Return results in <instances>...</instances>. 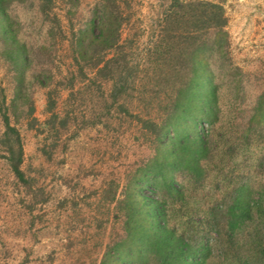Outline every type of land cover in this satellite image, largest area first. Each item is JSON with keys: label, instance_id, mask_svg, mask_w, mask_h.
Here are the masks:
<instances>
[{"label": "rangeland", "instance_id": "rangeland-1", "mask_svg": "<svg viewBox=\"0 0 264 264\" xmlns=\"http://www.w3.org/2000/svg\"><path fill=\"white\" fill-rule=\"evenodd\" d=\"M100 1L53 0L50 13L57 14L68 37L56 46L64 58L56 57L48 85H29L26 77L23 87L16 90L24 103L30 95L32 113L27 112L28 105L15 104L21 112L11 105L19 68L0 39V264H100L109 245L125 235L121 234L125 211L117 210V200L122 198L127 176L154 152L141 120L162 117L163 109L151 100L160 97L167 102L169 96V89L145 76L143 67L174 0H113L122 21L117 51H111L108 58L117 54L122 72L96 85L89 83L94 73L77 75L72 89L66 85L70 78L67 68L72 69L67 38L71 28L77 30L89 20ZM208 1L220 3L227 18L223 28L227 43L208 60L212 65L215 60L213 66L221 74L216 78L219 113L213 145L220 144V150L229 154L212 153L215 164L205 169L203 185L200 181L190 185L182 179L190 189L184 203L189 211L177 212L172 220L201 228L200 222L211 220L209 207L222 206L228 200L239 166L251 172L257 182L260 173L254 164L264 156L263 137L254 139L253 145L243 143L237 152L228 148L234 142L228 136L232 124L247 121L256 97L264 90V0ZM35 5L33 0H14L8 8L17 22L20 42L28 46L39 44V34L47 29ZM124 79L125 90L111 101L110 95ZM57 90L60 96L52 110L47 99L50 92L55 97ZM4 105L22 145L23 178L15 175L7 158L10 139L5 135ZM58 111L64 123H43ZM34 117L35 121L31 120ZM241 234L237 235L240 242L244 239ZM209 236L210 240L213 233ZM223 248L213 250V256L203 264H244L243 259L223 255ZM240 253L243 255V250Z\"/></svg>", "mask_w": 264, "mask_h": 264}, {"label": "trees", "instance_id": "trees-1", "mask_svg": "<svg viewBox=\"0 0 264 264\" xmlns=\"http://www.w3.org/2000/svg\"><path fill=\"white\" fill-rule=\"evenodd\" d=\"M13 1L0 0V39L19 68L11 105L14 109L18 108L15 106L18 103L28 105L27 112L32 113L34 105L30 95L24 103L20 99L21 92L16 90L23 87L26 77L29 85H48L56 57L64 58L58 55L56 46L68 35L57 14L50 13L53 0H33L37 15L42 23H47V29L39 34L42 39L39 44L28 46L20 42L17 22L8 12ZM114 1L101 0L89 20L77 30L71 28L67 47L72 69L67 68L70 78L66 85L72 89L77 75L85 77L94 73L89 83L96 85L97 81L100 84L102 79L113 80L122 72V59L117 54L108 58L119 45L122 21ZM162 22L159 38L149 49L143 74L153 77L160 88H168L169 96L167 102L152 97L156 100L151 102L159 110L163 109L162 117L141 120L154 144V152L125 180L122 198L117 200L120 207L117 210L125 211L121 214V217L124 215L121 234L125 235L109 245L100 264H203L213 256V250L224 246V252L231 255L222 251L226 257L236 256L240 261L243 259L244 264H264V156L257 158L254 164L260 173L257 182H253L251 172L239 166L227 192L228 200L222 206L209 207L207 214L211 220L200 222L203 228L172 222L177 212L189 211L184 203L190 189L182 179L190 185L192 181L203 185L205 169L215 164L212 153L220 150V144H213L214 129H217L214 124L219 113L216 78L221 74L218 67L216 70L213 66L215 60L212 65L208 57L220 53L227 43L223 31L227 18L220 3L174 0ZM60 49L65 51L64 46ZM57 70L61 74L59 67ZM125 82L126 79L121 81L110 95L111 101L125 90ZM59 94L57 90L54 97L50 92L49 109L56 107ZM18 109L21 112L20 107ZM7 110L4 105L5 135L10 139L7 158L15 175L23 178L22 145L16 128L9 123ZM60 114L52 112L51 122L47 119L43 123L55 125L56 120L64 123ZM31 120L35 121V117ZM232 125L228 131L234 141L228 146L231 151L242 149L243 143L253 145L254 139L264 138V90L256 97L247 121ZM224 151L226 149L220 150L223 154ZM116 192L114 190V195ZM211 232L213 237L209 240ZM241 233L244 239L240 242L237 235L242 236Z\"/></svg>", "mask_w": 264, "mask_h": 264}]
</instances>
